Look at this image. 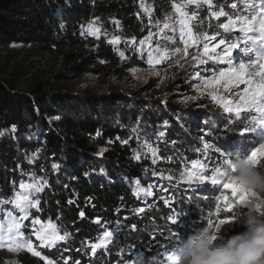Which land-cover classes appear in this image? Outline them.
Segmentation results:
<instances>
[{"label": "trees", "instance_id": "1", "mask_svg": "<svg viewBox=\"0 0 264 264\" xmlns=\"http://www.w3.org/2000/svg\"><path fill=\"white\" fill-rule=\"evenodd\" d=\"M139 2L0 0V212L13 210L10 202L18 185L33 178L41 189L32 196L38 206L26 209L22 235L31 237L32 222L39 219L64 236L49 249L36 247V260L18 254L21 264H120L132 262L126 256L130 249L149 262L167 252L161 237L142 234L143 221L133 214L143 203L132 182L153 187L157 171L134 152L151 143L150 130H156L158 154L171 158L164 166L169 167L173 152L186 156L184 148L194 140L198 144V130L207 129L211 107L203 101L193 110L171 100L142 98L135 91L77 96L53 91L49 82L84 74L121 82L133 64L126 65L106 40L85 35L84 29L99 22L108 31L117 26L139 38L145 27L138 21ZM167 142L174 145L170 151ZM231 143L229 161L245 158L260 139L240 134ZM131 225L136 226L132 234ZM106 232L112 233V242L93 253L92 246ZM8 258L0 252V264Z\"/></svg>", "mask_w": 264, "mask_h": 264}, {"label": "rangeland", "instance_id": "2", "mask_svg": "<svg viewBox=\"0 0 264 264\" xmlns=\"http://www.w3.org/2000/svg\"><path fill=\"white\" fill-rule=\"evenodd\" d=\"M250 2L252 0H198L196 3H190L189 0H140L138 21L140 22L142 19L145 27L139 38L129 37L117 26H112L111 31H108L99 22L89 24L99 29L98 38L97 35L89 34V25L84 29L85 35L106 40L115 54L126 62V65L133 64L121 82H101L90 74L62 78L59 81H56L53 77L50 78L49 82L53 85L51 90L66 91L77 96L106 95L110 91H122L124 93L135 91L142 98L152 97V99L161 102L171 100L173 103L181 104L193 110L201 108L200 105L203 101L211 107L208 116L210 123L207 129L206 125L202 126L206 129L208 135L205 137L204 131L198 130V132L202 131L198 137L200 139L198 144L197 140H194L192 146H186L184 148L187 153L186 156L173 152L171 155H175V158L172 159L169 167L165 168L164 166L171 158L163 159L158 154L160 137L157 138L159 132L156 130H150L151 133H154L152 142L141 144L138 150L134 152L135 158L141 157L152 163L157 169L155 173L153 172V177L156 179L155 186L149 187L133 181L132 189L135 197L143 203V206L137 207L133 211V214L140 216L141 221H143L142 234L148 236L158 235L163 239V245L168 246L167 252H161L160 264H169L167 256L171 252L178 254L187 237L205 225L215 231L219 219H232V223L220 226L221 235L226 237L239 232L242 228L235 221L237 212L245 214L255 210L251 203H246L247 207H237L239 203L234 200L230 190L223 188V183L227 182V177L219 185H212L210 182L189 184L185 175L187 171L191 170L192 162L197 160L201 164L207 161L205 165L206 175L210 177L214 174V169L220 167L221 162L234 151L231 138H235L237 135L242 133L253 134L260 139V144L264 143V129L257 125L260 118L259 113L254 110L242 111L239 115L234 112L228 113L224 111L223 106L217 100L213 99L216 96L224 97L226 101L239 102L237 92L242 91L244 85L228 87L220 83L216 86H209L206 81L213 76V72L207 69L219 71L228 65L219 63L215 59L209 60L207 56L203 55L205 44L211 47L213 44L218 43L220 39H224L227 43H237L239 45L238 49L234 51V63H238L239 59H247L240 51L244 47V33L239 31L240 22L237 18L247 17L249 20L253 19V12L246 10L247 4ZM233 4L236 5L235 8L232 7ZM177 7H180V12H177ZM253 7H255V4ZM221 11L224 15H215ZM230 19L237 20V23L235 28L226 31L222 25L228 23ZM256 19H259L258 13ZM182 29L185 33L191 31L194 37H199V40L190 44V46H186L184 43L186 36L182 38ZM212 36H215L216 39L212 41L205 39V37ZM227 43L218 48L217 52L222 53ZM121 53H123V57ZM150 56L153 61L151 66L149 64ZM131 57L135 61H130ZM203 61H206V63ZM139 62L141 63L139 64ZM32 74L36 75L37 73ZM42 76H45V74H42ZM47 76L50 75L47 74ZM187 120H190V118ZM253 128L256 131H252ZM167 143V151H170L174 145ZM205 144L208 145L207 148H205ZM216 149H219V152ZM102 152L103 149H100L98 155ZM220 152L224 156H221ZM21 184H34L38 187L37 181L33 178L23 180L18 185V191L14 194L12 201L19 193L28 196L29 200L35 203L32 196L37 191L34 188L26 191L22 190ZM139 188H143L145 191L135 194ZM180 193L186 195V198L180 200V195L175 196V194ZM221 193L229 197V203L232 204L230 212L224 211L225 204L223 202L219 203L220 211L217 212L216 197L220 196ZM250 199L252 200L253 197L251 196ZM12 201L10 206L13 207V210L8 213L0 212V224L4 225L6 235L7 225L10 222L9 214L15 217L20 225L24 221V219H20L23 214ZM138 209H144V212H139ZM169 217H177V222L172 224ZM34 228L40 229L41 225H33L30 228L32 231L31 237L22 235L20 228L18 231L21 233L23 240L32 244L34 251H36V247L51 248L52 246L49 247L46 243L44 246L41 245V241L34 234ZM132 232L134 231L130 228V233L132 234ZM112 237H106L104 233L94 245L104 247L112 242ZM176 237H179V239ZM102 241L103 243H101ZM10 243L6 239L4 245L0 246V252L9 255L4 264H21L17 259V255L23 253H28L34 260L38 259V256L33 255L32 252L26 249L15 252L9 251ZM127 255L131 256L132 262L120 264H149L139 252L133 249L126 252ZM44 264H49V262L45 261ZM51 264L53 263L51 262Z\"/></svg>", "mask_w": 264, "mask_h": 264}, {"label": "snow or ice", "instance_id": "3", "mask_svg": "<svg viewBox=\"0 0 264 264\" xmlns=\"http://www.w3.org/2000/svg\"><path fill=\"white\" fill-rule=\"evenodd\" d=\"M190 3H196L198 0H189ZM255 4V7L253 5ZM233 8L236 7L235 4L232 5ZM177 12H180V7L176 8ZM253 12V19L249 20L247 17H238L237 20L240 22L239 31L244 33L243 42L244 47L240 49L247 59H239L238 63H234L233 56L234 51L238 49L239 45L237 43H227L224 39H220L218 43L213 44L209 47L208 44L203 46V55L207 56L209 60L215 59L219 63H226L228 66L223 68L222 70L216 71L215 69H207L208 71L213 72V76L208 78L206 83L209 86H216L220 83H223L225 86H236L244 85L242 91L237 92L239 96V102L226 101L224 97H216L213 99L217 100L220 103L225 112L228 113H236L239 115L242 111H255L260 114V118L257 121V125L264 129V0H252V2L247 4V9ZM257 13L259 14V19H256ZM183 15V14H182ZM215 15H224L221 11L220 13H216ZM237 20L230 19L228 23L222 25V27L227 31L235 28ZM118 23V22H117ZM183 23V22H182ZM167 27V25H165ZM90 35H97L99 29L94 28L92 25H89L88 28ZM186 36V38H184ZM98 38V35H97ZM182 38H184V43L186 46H190L192 43H196L199 40V37H194L191 31L187 33L182 29ZM210 41L215 40L216 37H205ZM112 42V41H110ZM224 47L223 52H217V49L222 45H226ZM259 45V47H257ZM179 51V50H177ZM215 54V55H212ZM123 57V53H121ZM152 58H149V64L152 65ZM206 63V61H203ZM259 69V70H257ZM227 90V88H226ZM15 130V129H13ZM204 131L205 137L208 135L206 130ZM247 131V130H246ZM252 131H256L255 128ZM243 134V133H242ZM163 135V133L161 134ZM203 139V137H202ZM208 145L205 144V148ZM219 152V149H216ZM221 156H224L222 152H220ZM138 158V157H137ZM248 159L252 160L254 163H258L261 168H264V143H261L258 148L252 149L248 156ZM227 158H225L221 162L220 167H216L214 169V174L210 177L206 175L205 165L201 164L200 161H193L191 165V170L186 172V180L189 184L199 183L203 184L205 182H210L212 185H219L226 177V166L230 163ZM232 171H235L233 168ZM35 189V191L39 192L41 189L36 187L34 184H21L22 190ZM223 188L230 190L232 197L239 204L251 203L250 197L251 193L243 189L240 185L230 182L227 179V182L223 183ZM145 191L143 188H139L137 193ZM217 199V212L220 211L219 203L223 202L225 204L224 211L230 212L232 209V204L229 203V197L221 193L220 196L216 197ZM16 208H18L23 214L20 219H27V211L26 209L29 207L38 206V201L33 203L29 200L28 196L17 194L15 199L12 201ZM69 203H72L69 201ZM167 203V201H166ZM259 209V205L256 206ZM144 209H138L139 212H142ZM83 216V213H81ZM10 222L7 225V235L5 234V228L3 224H0V246L4 245L5 240H9L11 243L9 244V251H18L20 249H26L32 252L33 255L39 256L40 253L33 250L32 244L26 240L22 239L21 233L18 229L21 227L20 223L17 221L15 217H12L9 214ZM169 220L172 224L177 222V217H169ZM233 220L229 218L219 219L216 224V230L220 231L221 225L230 224ZM33 225L40 224V229L34 228V234L37 239L41 241V245L44 246L45 243L47 246H53L56 241L63 240L64 236L58 234L56 230V226L51 222L47 224H42L39 219L33 220ZM211 223V221H210ZM133 231L136 230L135 225L130 226ZM106 237H111L112 233H105ZM175 236V234H174ZM179 239V237H176ZM103 243V241L101 242ZM93 253L97 247L100 245H93ZM167 260L169 264H174L175 261L178 260V255L176 252H171L167 256ZM51 264V262H49Z\"/></svg>", "mask_w": 264, "mask_h": 264}, {"label": "clouds", "instance_id": "4", "mask_svg": "<svg viewBox=\"0 0 264 264\" xmlns=\"http://www.w3.org/2000/svg\"><path fill=\"white\" fill-rule=\"evenodd\" d=\"M235 171H232V169ZM226 177L252 194L254 211L237 212L235 221L244 231L228 236L205 225L183 242L174 264H264V168L237 156L226 166ZM259 205V209H257ZM247 207L239 204L237 207ZM149 264H160L153 256Z\"/></svg>", "mask_w": 264, "mask_h": 264}]
</instances>
